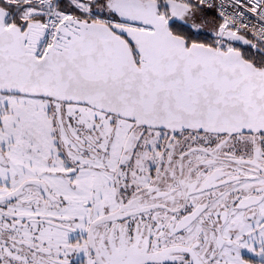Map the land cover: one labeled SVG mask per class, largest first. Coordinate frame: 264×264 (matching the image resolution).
Listing matches in <instances>:
<instances>
[{
  "label": "snow or ice",
  "instance_id": "1",
  "mask_svg": "<svg viewBox=\"0 0 264 264\" xmlns=\"http://www.w3.org/2000/svg\"><path fill=\"white\" fill-rule=\"evenodd\" d=\"M0 264H264V0H0Z\"/></svg>",
  "mask_w": 264,
  "mask_h": 264
}]
</instances>
